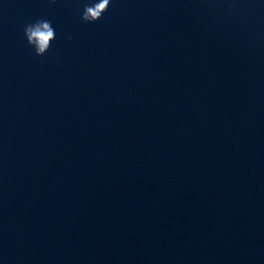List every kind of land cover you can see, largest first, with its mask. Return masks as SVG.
I'll list each match as a JSON object with an SVG mask.
<instances>
[{"label":"water","instance_id":"1","mask_svg":"<svg viewBox=\"0 0 264 264\" xmlns=\"http://www.w3.org/2000/svg\"><path fill=\"white\" fill-rule=\"evenodd\" d=\"M91 2L0 0V264H264V0Z\"/></svg>","mask_w":264,"mask_h":264},{"label":"clouds","instance_id":"2","mask_svg":"<svg viewBox=\"0 0 264 264\" xmlns=\"http://www.w3.org/2000/svg\"><path fill=\"white\" fill-rule=\"evenodd\" d=\"M55 3V0H51ZM111 0H92L86 3L81 14V21L94 23L102 18L108 10ZM24 36L27 44L34 50L36 56H44L55 39L56 33L52 22L46 19H38L30 22L24 27ZM68 39H71L69 36Z\"/></svg>","mask_w":264,"mask_h":264}]
</instances>
